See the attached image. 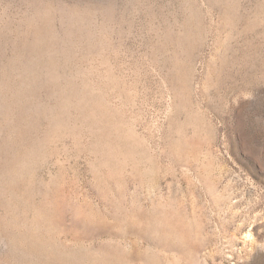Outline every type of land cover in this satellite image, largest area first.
Returning <instances> with one entry per match:
<instances>
[{
  "label": "rangeland",
  "instance_id": "rangeland-1",
  "mask_svg": "<svg viewBox=\"0 0 264 264\" xmlns=\"http://www.w3.org/2000/svg\"><path fill=\"white\" fill-rule=\"evenodd\" d=\"M0 264H264V0H0Z\"/></svg>",
  "mask_w": 264,
  "mask_h": 264
}]
</instances>
